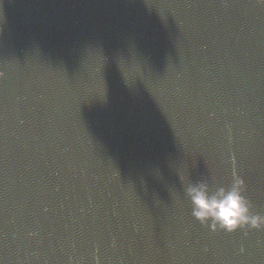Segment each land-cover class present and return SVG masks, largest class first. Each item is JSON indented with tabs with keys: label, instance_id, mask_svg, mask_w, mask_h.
I'll list each match as a JSON object with an SVG mask.
<instances>
[{
	"label": "water",
	"instance_id": "water-1",
	"mask_svg": "<svg viewBox=\"0 0 264 264\" xmlns=\"http://www.w3.org/2000/svg\"><path fill=\"white\" fill-rule=\"evenodd\" d=\"M264 0H0V264H264Z\"/></svg>",
	"mask_w": 264,
	"mask_h": 264
},
{
	"label": "clouds",
	"instance_id": "clouds-1",
	"mask_svg": "<svg viewBox=\"0 0 264 264\" xmlns=\"http://www.w3.org/2000/svg\"><path fill=\"white\" fill-rule=\"evenodd\" d=\"M243 178L234 180L229 188L221 187L215 193L209 194L207 185L201 183L188 188V194L193 205L192 215L206 223L211 220L213 226L233 232L251 222L252 227L264 225V217L249 216V204L243 195Z\"/></svg>",
	"mask_w": 264,
	"mask_h": 264
}]
</instances>
